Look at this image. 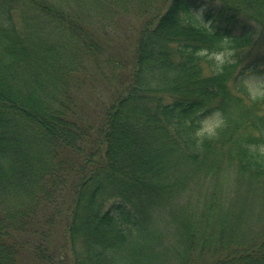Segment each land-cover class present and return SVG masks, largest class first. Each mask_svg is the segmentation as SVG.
Returning <instances> with one entry per match:
<instances>
[{
	"label": "trees",
	"instance_id": "16d2710c",
	"mask_svg": "<svg viewBox=\"0 0 264 264\" xmlns=\"http://www.w3.org/2000/svg\"><path fill=\"white\" fill-rule=\"evenodd\" d=\"M251 75L264 0H0V264H264Z\"/></svg>",
	"mask_w": 264,
	"mask_h": 264
},
{
	"label": "rangeland",
	"instance_id": "374dc122",
	"mask_svg": "<svg viewBox=\"0 0 264 264\" xmlns=\"http://www.w3.org/2000/svg\"><path fill=\"white\" fill-rule=\"evenodd\" d=\"M223 55H218V58H221ZM246 83L249 87V90L251 92L252 96H264V76L263 75H251L249 77L246 78ZM95 85L97 86V88L95 89H91V92L89 93V89H88V93L85 95H82L83 100H84V105L89 104L91 106V108L95 111V109H98V104H100V100L102 99L101 93H102V89L101 87H99L101 85V82L98 81L97 79L95 80ZM232 90L237 93L236 89L234 87H232ZM220 122V116L219 115H214L211 118H208L204 124V130L211 132L213 130V128L219 124ZM232 182L233 179H231L230 177H226L223 183V187L229 189L228 187H230V190L232 189ZM228 186V187H227Z\"/></svg>",
	"mask_w": 264,
	"mask_h": 264
}]
</instances>
